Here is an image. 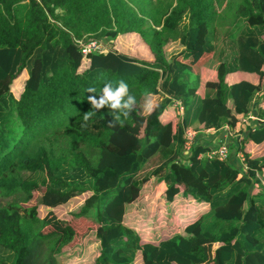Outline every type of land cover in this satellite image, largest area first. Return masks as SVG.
Segmentation results:
<instances>
[{
    "label": "trees",
    "instance_id": "obj_1",
    "mask_svg": "<svg viewBox=\"0 0 264 264\" xmlns=\"http://www.w3.org/2000/svg\"><path fill=\"white\" fill-rule=\"evenodd\" d=\"M172 1L0 0V264H130L137 255L143 264H264V86L226 79L240 70L264 76V0ZM90 36H134L132 45L145 44L150 59L114 44L83 54L75 40ZM209 58L216 74L199 82V64ZM121 80L136 104L109 126L112 110L93 109L88 97ZM151 96V111L140 110ZM171 97L184 106L177 123ZM254 111L255 124L242 121L236 143L243 172L230 158L199 157L210 149L200 133L184 152V127L219 128L232 114ZM86 113H93L87 122ZM178 162L191 163L198 185ZM155 176L164 200L187 217L182 231L162 228L150 238L125 221L138 209V188ZM79 191H91L95 202L69 217L96 206L95 226L80 236L70 222L45 230V194ZM180 195L189 206L177 203Z\"/></svg>",
    "mask_w": 264,
    "mask_h": 264
},
{
    "label": "rangeland",
    "instance_id": "obj_2",
    "mask_svg": "<svg viewBox=\"0 0 264 264\" xmlns=\"http://www.w3.org/2000/svg\"><path fill=\"white\" fill-rule=\"evenodd\" d=\"M167 1V0H166ZM174 3V0L172 1ZM225 2H223L222 6L218 7V11L222 9ZM134 36H131L129 38H123V39H115V41H112L109 37H105V47L104 50L106 51L109 49L113 44L114 46H118L120 49H126V51L132 55L138 56L140 58H149L150 59V51L146 47L145 44H136L135 40L133 39V42L135 45H132V38ZM206 61H202L199 64V68L205 63ZM206 68L207 66H212L209 62L205 64ZM209 70H206L202 72V74L198 75L199 82L202 81L201 79L204 76H211L209 74ZM25 76L23 74L20 78L15 80L12 84V91L15 95H18L19 91L22 88V79ZM244 76V74L239 75V77ZM259 89H261L262 86H264V76L259 78ZM154 102L153 97L144 98V100L139 104V108L142 111L146 110V104L147 103ZM170 109V108H169ZM171 110V109H170ZM172 114V110H171ZM254 115H246L241 117H235L233 114L229 118L228 125L231 127V130L226 132L225 136H227L226 142L231 145L232 151L233 149H236L237 146V140H238V134L241 132V129L243 127L242 121H250L251 124H255V122H252ZM233 156V153H231V157ZM159 155L154 154L150 157V169L153 167V163L158 160ZM129 159H119L116 161V167L117 168H123L129 161ZM181 161H185L183 157L179 158ZM110 161V160H109ZM184 163V162H183ZM182 162H178L179 165L187 166V168L181 167V174L183 178L189 182L191 185H198L200 182V179L198 176L193 175L191 169V163L188 162L184 165ZM238 168L242 172L243 167L240 163H238ZM106 185V183H105ZM164 183L157 181L156 176L148 178L144 181L141 188H138L137 194L139 197L138 201V209L130 212L126 216V223L128 225L133 226L138 232L142 233L145 237H154V235L159 233V230L164 228L168 230L169 232H172L175 229H179V231H182V226L184 224L185 217H187V214H181L178 216L177 212L179 209H177V205L174 208V204L170 203L168 201L164 200L163 191H164ZM179 201L177 203H184L186 205L187 203L183 199V196H179ZM84 201L87 202H95V198L92 197L91 191H84V192H74L71 195L67 196H52L50 194H45V199L43 203L40 205V215L48 219L49 225L45 228V230L52 229L54 227L62 226L66 222L72 223L77 231L78 236L85 233L88 228L95 226V211L96 206L91 207L89 211L80 217L70 218L69 217V210L78 208L80 204ZM161 204L160 208H157V205ZM189 205H186L187 207ZM176 215V216H175ZM78 240V239H77ZM199 242H196L197 246L199 248H196L197 251H200V248L203 249L202 246L198 244ZM215 247L214 242H205V248L204 251L207 254V256L211 257L213 250ZM67 248V247H65ZM63 248V249H65ZM96 251V248L94 250H91V254ZM61 262H64L63 257H59ZM68 259V258H67ZM69 260V259H68ZM67 260V261H68ZM73 258L69 261V263H73ZM143 257L137 255L133 258L130 264H143Z\"/></svg>",
    "mask_w": 264,
    "mask_h": 264
},
{
    "label": "built area",
    "instance_id": "obj_3",
    "mask_svg": "<svg viewBox=\"0 0 264 264\" xmlns=\"http://www.w3.org/2000/svg\"><path fill=\"white\" fill-rule=\"evenodd\" d=\"M75 41L78 44V46L80 47L83 54H88L91 52L105 51L104 50L105 44L103 42L105 40L103 38L90 36L88 38H78ZM170 103L172 104V106H174L176 108L177 112L180 115H182V113L184 112V106H183L182 100L179 97H171ZM219 128H221V130L223 131L224 138L220 139L219 142L215 146L211 147L206 152L200 153L198 155L199 157H201L202 155H206V156L211 157V158L212 157H217L219 159H228L229 158V155L232 152V148H231V145L226 142L225 134H226L227 130L228 131L231 130V127L227 123H225ZM202 130L203 129H200V128L196 129V128H193L191 126L184 127V129H183V139H184L183 140V150L185 153L190 152L192 145L196 141L197 134L200 133ZM207 130H210V129L207 128ZM236 154L241 159V161H243V162L245 161V156H244L243 151H241V150L237 151L236 150Z\"/></svg>",
    "mask_w": 264,
    "mask_h": 264
},
{
    "label": "clouds",
    "instance_id": "obj_4",
    "mask_svg": "<svg viewBox=\"0 0 264 264\" xmlns=\"http://www.w3.org/2000/svg\"><path fill=\"white\" fill-rule=\"evenodd\" d=\"M88 91L90 93L96 92L95 88H90ZM88 99L92 108L97 111L105 107L112 110L113 120L109 121V126H114L116 122L122 124L123 120L121 117L127 118L136 104L135 96L130 93L128 85L123 80L119 81L115 86L112 82L105 83L99 98L95 95H91ZM151 108V103H147L146 110L151 111ZM115 110L120 111L117 113ZM92 115L93 113H86L84 121L87 122ZM83 126H86V124Z\"/></svg>",
    "mask_w": 264,
    "mask_h": 264
},
{
    "label": "crops",
    "instance_id": "obj_5",
    "mask_svg": "<svg viewBox=\"0 0 264 264\" xmlns=\"http://www.w3.org/2000/svg\"><path fill=\"white\" fill-rule=\"evenodd\" d=\"M210 63L212 66H207V68L205 67L206 63ZM216 62L214 60H211L210 58L207 60V62H205L199 69V74H202V72L206 71V70H209V74H211V76H204L201 80H205L207 78H211V77H214L216 72H215V67H216ZM241 74H244V76H241L239 77V75ZM242 78H247V79H250V80H253L254 82L256 81H259L257 75L255 73H250V72H246V71H243V70H240V71H236V72H233V73H229L226 77L227 80L229 81H237L239 79H242ZM200 81V82H202ZM170 106H172L171 103H169ZM174 107V106H172ZM175 108V107H174ZM176 109V108H175ZM183 114V113H182ZM252 115L255 114V111L253 113H251ZM250 115V114H248ZM182 115H180L177 110H176V115H175V118H174V121L173 123H177L180 119H181ZM255 117V116H254ZM254 117L253 119L251 120L252 122H255L254 121ZM200 129H203L201 132H200V142H202L203 144H207L209 145V147H213L215 146L220 139L224 138V134H223V131L221 130V128H213V127H210L208 129L210 130H207V128H200ZM225 139L227 140V136L225 137ZM246 148H252V150H254V144L250 141L247 143V146ZM231 153H233V156L231 157ZM230 153L229 155V162L235 166L238 167V163H240L243 167V170L242 172L244 171L245 169V163L243 161H241V159L238 157V155L236 154V150L233 149V151Z\"/></svg>",
    "mask_w": 264,
    "mask_h": 264
}]
</instances>
